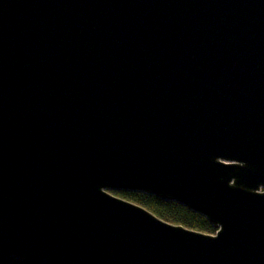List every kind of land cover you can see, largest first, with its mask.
Returning <instances> with one entry per match:
<instances>
[{
  "label": "water",
  "instance_id": "obj_1",
  "mask_svg": "<svg viewBox=\"0 0 264 264\" xmlns=\"http://www.w3.org/2000/svg\"><path fill=\"white\" fill-rule=\"evenodd\" d=\"M0 264H264V0H0Z\"/></svg>",
  "mask_w": 264,
  "mask_h": 264
},
{
  "label": "trees",
  "instance_id": "obj_2",
  "mask_svg": "<svg viewBox=\"0 0 264 264\" xmlns=\"http://www.w3.org/2000/svg\"><path fill=\"white\" fill-rule=\"evenodd\" d=\"M119 196L137 202L159 217L176 224H183L189 228L209 231L213 229L208 220L201 214L194 212L183 204L157 198L155 195L136 191H119Z\"/></svg>",
  "mask_w": 264,
  "mask_h": 264
},
{
  "label": "rangeland",
  "instance_id": "obj_3",
  "mask_svg": "<svg viewBox=\"0 0 264 264\" xmlns=\"http://www.w3.org/2000/svg\"><path fill=\"white\" fill-rule=\"evenodd\" d=\"M117 192H119V191H114V194L119 196V194ZM205 232L213 234V233H215V229L213 228V229H211L209 231H205Z\"/></svg>",
  "mask_w": 264,
  "mask_h": 264
}]
</instances>
